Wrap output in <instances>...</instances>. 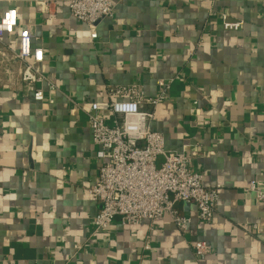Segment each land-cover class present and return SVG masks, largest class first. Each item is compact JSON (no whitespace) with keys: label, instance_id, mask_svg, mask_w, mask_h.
Here are the masks:
<instances>
[{"label":"crops","instance_id":"0c3cea01","mask_svg":"<svg viewBox=\"0 0 264 264\" xmlns=\"http://www.w3.org/2000/svg\"><path fill=\"white\" fill-rule=\"evenodd\" d=\"M112 1L91 39L66 0H0V16L14 8L19 24L0 37V264H264V206L248 190L264 191V0ZM223 14L241 29H223ZM22 31L43 51L42 102L19 79ZM160 80L167 99L142 109L165 150L220 186L212 220L178 202L186 232L165 215L95 234L88 189L101 161L88 107L121 100L108 90L122 86L154 98ZM199 240L211 247L202 258Z\"/></svg>","mask_w":264,"mask_h":264},{"label":"built area","instance_id":"2783aa9c","mask_svg":"<svg viewBox=\"0 0 264 264\" xmlns=\"http://www.w3.org/2000/svg\"><path fill=\"white\" fill-rule=\"evenodd\" d=\"M71 17L85 24L90 38L97 37L96 26L113 14L112 0H66ZM48 4L43 2L42 7ZM225 30L237 31L242 21H228L221 15ZM19 28L17 11L7 9L0 16V37L14 34ZM15 58L19 63L18 75L27 92L36 102L45 100V77L41 72L44 55L41 48L32 45L30 33L22 31L18 36ZM163 88L159 96L148 98L137 86L110 88L109 96H121L119 101L92 102L86 113L97 157L101 161L95 180L88 189L90 200L99 206L92 219L93 233L104 231L111 222L118 219L125 225L152 224L167 215L174 226L186 232L190 218L180 215L175 209L178 202L193 204L198 222L212 220L219 185L207 187L204 175L190 170V158L182 153L164 149L163 136L152 130V111H143L144 105L152 108L167 99L168 86L160 80ZM52 89V86H49ZM49 99L48 103L53 104ZM115 115L107 122L102 113ZM162 156L160 164L157 157ZM248 190L264 206V191L255 183ZM79 249L78 246L75 247ZM148 249V246L145 247ZM210 245L203 240L194 244V255L202 258L210 252Z\"/></svg>","mask_w":264,"mask_h":264}]
</instances>
